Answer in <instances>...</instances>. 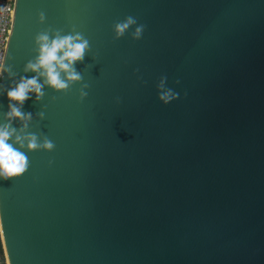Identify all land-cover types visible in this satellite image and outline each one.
Here are the masks:
<instances>
[{
	"label": "water",
	"instance_id": "1",
	"mask_svg": "<svg viewBox=\"0 0 264 264\" xmlns=\"http://www.w3.org/2000/svg\"><path fill=\"white\" fill-rule=\"evenodd\" d=\"M126 16L138 41L112 37ZM45 30L89 50L23 106L54 147L0 183L8 264H264V0H14L5 86Z\"/></svg>",
	"mask_w": 264,
	"mask_h": 264
},
{
	"label": "clouds",
	"instance_id": "2",
	"mask_svg": "<svg viewBox=\"0 0 264 264\" xmlns=\"http://www.w3.org/2000/svg\"><path fill=\"white\" fill-rule=\"evenodd\" d=\"M44 22L43 13L36 16V23ZM0 25V97H3L4 108L0 111V183L18 179L29 168L28 155L34 151L51 152L54 144L50 139H39L35 133L29 132L28 125L33 119L31 112L23 111L25 102L33 104L40 101L43 89L47 87L53 92H63L72 84L81 81V73L75 65L80 63L89 50V41L78 31L61 33L59 30L49 34L48 30L38 32L33 37L34 56L22 68V74L5 86L3 81L9 78L10 68L6 65V43L10 32ZM131 29L130 39L138 41L144 31V25L137 23L135 17L126 16L111 27L113 39H120ZM32 73L30 76L24 74ZM139 79V78H138ZM167 77L161 75L155 82L156 101L166 106L176 101L178 93L173 87H166ZM178 83V82H174ZM86 84H80L79 97L87 95ZM115 103H119L116 98ZM37 119L43 113L36 114ZM51 161H49V164ZM0 264H8L4 237L0 229Z\"/></svg>",
	"mask_w": 264,
	"mask_h": 264
},
{
	"label": "built area",
	"instance_id": "3",
	"mask_svg": "<svg viewBox=\"0 0 264 264\" xmlns=\"http://www.w3.org/2000/svg\"><path fill=\"white\" fill-rule=\"evenodd\" d=\"M13 15H14V0H0V25H2L3 29L7 30L9 28L10 16H11V27H12ZM11 27H10V32H11ZM10 32L7 35V42ZM0 255L3 254L0 253Z\"/></svg>",
	"mask_w": 264,
	"mask_h": 264
}]
</instances>
